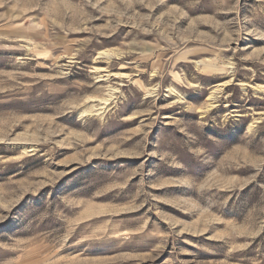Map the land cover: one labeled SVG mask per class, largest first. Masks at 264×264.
<instances>
[{"label": "rangeland", "instance_id": "374dc122", "mask_svg": "<svg viewBox=\"0 0 264 264\" xmlns=\"http://www.w3.org/2000/svg\"><path fill=\"white\" fill-rule=\"evenodd\" d=\"M0 264H264V0H0Z\"/></svg>", "mask_w": 264, "mask_h": 264}]
</instances>
